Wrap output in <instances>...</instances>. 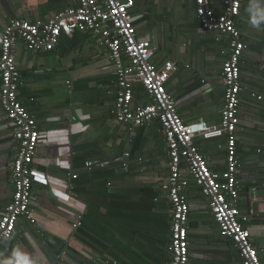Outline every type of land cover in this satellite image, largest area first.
<instances>
[{
	"label": "crops",
	"instance_id": "crops-1",
	"mask_svg": "<svg viewBox=\"0 0 264 264\" xmlns=\"http://www.w3.org/2000/svg\"><path fill=\"white\" fill-rule=\"evenodd\" d=\"M133 2L137 36L151 42L154 65H177L166 90L179 102L181 120L218 125L227 37L200 27L194 0ZM211 3L217 14L224 12L223 0ZM71 5V0H0V33L12 19L44 21ZM248 6L244 0L235 23L246 46L240 59L237 207L264 263V25L249 23ZM14 58L17 100L41 137L30 219L21 218L11 239L0 242V264L17 249L35 264H169L170 202L162 189L170 164L166 139L156 119L140 128L114 119L118 87L107 47L90 32H76L61 36L51 52H33L18 42ZM133 103H151L137 82ZM14 131L0 105V217L13 194ZM193 143L211 171H224V135H200ZM181 174L188 179L183 191L190 208L188 264H241L185 163ZM79 216L81 226L75 228Z\"/></svg>",
	"mask_w": 264,
	"mask_h": 264
},
{
	"label": "built area",
	"instance_id": "built-area-1",
	"mask_svg": "<svg viewBox=\"0 0 264 264\" xmlns=\"http://www.w3.org/2000/svg\"><path fill=\"white\" fill-rule=\"evenodd\" d=\"M243 1L223 0L224 12L217 14L211 0H194L200 27L228 39V57L222 64L224 97L218 125L202 121L185 124L181 120L177 111L179 102L166 90V83L177 70V65L171 61H166L160 68L154 65L151 42L137 36L130 14L133 0H71L70 7L44 21L12 19L0 33V105L15 130L16 154L10 166L12 199L0 217V242L11 239L21 218L30 219L32 180L38 175L33 169V160L41 137L34 119L17 100L19 72L14 58L15 47L18 42H23L27 50L51 52L61 36L90 32L107 47L115 69L118 91L111 114L116 122L137 128L155 119L161 123L170 161L169 176L162 185L170 202L169 264L189 262L186 225L190 208L183 195L188 179L181 174L182 163L186 164L191 180L207 198L220 236L238 250L241 264H264L251 244L250 229L243 224L248 219L237 207L240 163L236 133L240 123L238 110L242 90L240 59L246 46L235 23ZM135 82L150 98V104L139 106L133 103ZM200 135L225 136L224 171L213 172L208 168L204 156L193 143ZM76 178L77 175L71 176L72 180ZM80 220L81 216L75 228L81 226Z\"/></svg>",
	"mask_w": 264,
	"mask_h": 264
},
{
	"label": "clouds",
	"instance_id": "clouds-1",
	"mask_svg": "<svg viewBox=\"0 0 264 264\" xmlns=\"http://www.w3.org/2000/svg\"><path fill=\"white\" fill-rule=\"evenodd\" d=\"M247 11L249 23L253 27L264 25V0H249ZM3 264H35V261L17 249L11 258L3 261Z\"/></svg>",
	"mask_w": 264,
	"mask_h": 264
}]
</instances>
